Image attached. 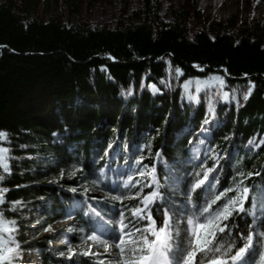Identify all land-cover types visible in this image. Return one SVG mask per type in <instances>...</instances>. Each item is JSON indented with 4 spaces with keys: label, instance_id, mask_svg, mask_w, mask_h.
<instances>
[{
    "label": "trees",
    "instance_id": "16d2710c",
    "mask_svg": "<svg viewBox=\"0 0 264 264\" xmlns=\"http://www.w3.org/2000/svg\"><path fill=\"white\" fill-rule=\"evenodd\" d=\"M96 1L111 2L0 1V131L7 133L10 153V174L3 176L0 171V190L7 218L23 228L21 211L39 203L48 224L64 219L74 196L53 187L28 185L69 162H82L88 175L108 164L132 162L128 151L109 161L121 140L129 145L151 144L146 167L157 172L154 184L164 204L173 197L162 187L164 165L169 163L184 174L182 190L192 186L195 173L185 160L188 149L198 144L229 151L219 181L222 188L236 185L241 179L238 170L253 173L244 179L252 200L264 188V144L245 148L249 140H264V22L252 17L227 22L210 19L191 3L174 10L172 22L165 23L159 17V3L143 0L142 8L126 24L93 27L89 13ZM177 68L182 80L223 75L218 69H224L227 88L237 91L234 102L215 108L205 94L198 107L180 104L173 80ZM159 79L168 89L152 98L146 86ZM250 83L253 90L245 101L243 92ZM209 118L223 123L207 140L201 127ZM95 158L102 162L93 168L89 161ZM49 160L51 167L41 166ZM41 196L49 200L47 207L37 199ZM232 196L228 192L217 203L222 205ZM192 199L198 200V191ZM84 208L81 201L73 210L78 226L88 223ZM154 218L159 225L161 212ZM237 227L231 237H218L223 243L231 241L234 250L238 244L232 237L245 235L243 225ZM261 231L264 214L255 231L264 244ZM41 258L42 264H51L47 255Z\"/></svg>",
    "mask_w": 264,
    "mask_h": 264
},
{
    "label": "rangeland",
    "instance_id": "374dc122",
    "mask_svg": "<svg viewBox=\"0 0 264 264\" xmlns=\"http://www.w3.org/2000/svg\"><path fill=\"white\" fill-rule=\"evenodd\" d=\"M2 1V0H0ZM83 1V0H82ZM159 3V17L165 23H171L172 12L186 4L193 3L200 9L203 16L210 19L227 22L232 18L244 20L252 17L256 20L264 22V4L259 3L260 0H156ZM143 0H111L96 1L92 3L89 13V22L93 27H109L114 28L118 24H126L134 12L142 8ZM50 12H48L49 16ZM64 22L68 23L67 10L63 9ZM177 75L174 71L173 80L178 86V102L186 106L198 107L202 102V97L209 94L214 102V107L225 105L230 107L234 102L236 92L227 88L225 78L222 74L213 73L204 78H189L182 80V72ZM212 77H220L224 80V85L221 86L215 82L205 83L210 81ZM197 82H200L199 90L197 89ZM168 89L165 81L159 79L156 82H149L146 86V91L150 97L155 98ZM228 93V99L223 98V93ZM239 93V91H238ZM246 92H243V95ZM223 122L217 121L215 118H209L202 125L201 130L204 139H209L211 132L216 128L222 126ZM207 134V135H206ZM202 137H199L200 140ZM254 144H259L253 139ZM8 138L2 143L0 147L8 149ZM251 146V147H250ZM256 149L249 143L245 147ZM128 151L131 154V161L126 162L122 166L106 165L103 169L96 168L101 162L102 158L91 159L89 163L93 168H96V173L91 176L84 172L82 162H69L58 166L55 174L45 176L42 181L31 183L28 186L44 185L45 187H53L60 189L62 192L72 195L75 198L70 203V208L65 213V218L60 221H55L50 224L46 221V216L43 214L41 204L36 203L26 207L21 211V218L23 221V228L15 220L9 219L6 216L4 205L0 203V214L8 223L14 222L16 231L3 235L5 240L12 239L18 247V252L13 259L12 264H42V256L47 255L53 264H117L120 260L119 248L115 247L118 243L117 237L120 233L121 214L124 216V223L128 226L126 231H132L136 237L140 233L135 232L136 228L143 230L148 226V221L138 219L132 215V210L138 207H143L140 203L144 196L150 195L152 191H158L155 187L154 181L157 176L156 170L148 172L146 165L152 156L151 144L137 143L129 145L128 142L121 140L117 144V150L112 153L109 158L110 162L119 160L123 153ZM105 151V155H107ZM229 151H219L214 147H205L203 144H198L188 149V158L185 160V166H191L190 170L194 173H200L199 178H203V172L208 168L213 171L209 173V178L215 185L214 189L198 191V200L193 201V192L190 191L192 186H186L182 190V184L185 183L184 174L177 173L175 167L169 163L164 165L163 173L166 175L163 179L162 187L168 188L172 199L166 204L163 202V195L159 192V196L154 202L150 203L148 211L152 215L161 212L160 224L162 226L164 213L169 211L172 216L173 228L179 229L180 237L176 238L179 242L181 238L186 235L188 228L187 219L195 211L194 206H203L206 199H209L211 192H224L226 188H222L219 181L223 178L226 162L228 161ZM9 172L4 173L0 169L3 176L10 174V153L8 149ZM130 159V158H129ZM140 159L144 161H140ZM104 161V160H103ZM108 161V162H109ZM140 161V163H137ZM147 161V162H146ZM107 162V160H106ZM162 161L158 160V165ZM53 161L49 160L41 166L51 167ZM45 172V167H40ZM145 175L141 176L140 173ZM63 173V175H61ZM74 173V174H73ZM132 178L128 187H124L125 182ZM194 179L197 177L194 174ZM68 181V183H64ZM195 183V182H194ZM193 183V184H194ZM192 184V185H193ZM203 187V186H202ZM236 185L232 188H235ZM75 189V191H72ZM87 189V191H85ZM121 190L122 196L114 194L115 190ZM233 193V196L236 193ZM119 197V199H113ZM190 197V199H189ZM40 202L45 203L47 207L50 202L45 196L37 198ZM84 201V217L88 216L89 222L78 226L77 217L73 214V210L78 206V202ZM245 212L234 213L230 221H225L228 224L226 233H218V237L227 234L231 237L233 228L238 229L240 224L245 228V235L237 234L232 237V241L242 247L246 241V236L252 229L257 230L258 223L263 219L264 206H258L253 209L252 200L248 199L244 203ZM251 213H254L253 216ZM251 225V228L249 227ZM95 236L97 240H89L88 237ZM217 237V238H218ZM243 237V238H242ZM22 240V244L20 241ZM99 240H105L112 247L105 251ZM237 242V243H236ZM185 240L181 247L186 245ZM235 249V248H234ZM233 249V252L235 250ZM236 249V250H237ZM71 250V251H70ZM264 254V244L259 242V238L254 233L253 245L246 254L244 264H260V256ZM200 259L198 254L197 260ZM228 264H232L231 261Z\"/></svg>",
    "mask_w": 264,
    "mask_h": 264
},
{
    "label": "snow or ice",
    "instance_id": "6c2138e0",
    "mask_svg": "<svg viewBox=\"0 0 264 264\" xmlns=\"http://www.w3.org/2000/svg\"><path fill=\"white\" fill-rule=\"evenodd\" d=\"M176 73L180 75V69L177 68ZM212 82L219 84L221 88L224 85V80L220 77H212L210 81L205 83ZM199 86L200 82H197L198 90ZM252 90L253 86L250 83L243 96L245 101L249 99ZM223 98L228 99V93H223ZM6 138L7 133L0 131V143L4 142ZM261 144H264V140H261L259 144H254V141L249 140V145L254 147H260ZM159 155L157 153V156ZM8 159V149L0 147V169L4 173L9 172ZM137 163H140V161ZM212 171V168L204 171L203 178H199L200 173H195L197 179L190 191L214 189L215 185L209 178V173ZM238 174L241 179L236 182L235 188H228L224 192H211L209 199H206L203 206H194L195 211L187 219L186 235L179 242H176V238L180 237V231L179 229L174 230L172 216L169 211H165L163 224L159 227H157L156 221L148 211L150 203L155 201L159 196V192L154 190L150 195L144 196L140 201L143 207L133 209L132 215L141 220L146 219L148 226L143 230L136 228L135 232L140 233L139 237H136L132 231H126L128 226L124 223L123 213L121 214V235L117 237L118 243H115V247L119 248L120 255L117 264H228L229 261L232 264H244L246 254L253 245L255 229L247 233L245 243L235 250L234 254L235 245L231 241L223 243L222 238H217L218 233H226L228 224L225 221H230L234 213L245 212L244 203L249 199L250 189L244 186V179L251 177L253 173L245 174L238 170ZM140 175L143 176L145 173L141 172ZM2 179L3 176H0V180ZM131 180L132 178L129 177V181L125 182L124 187H128ZM72 191H75V189H72ZM228 192H234L236 195L227 198L222 205L218 204L217 202L221 201ZM113 199H119V197H113ZM0 203H3V190H0ZM258 203L260 206H264V188L252 197L253 209L258 206ZM214 205L216 207H213ZM251 214L255 216L254 213ZM249 227L251 228V225ZM14 231H16L14 222H6L3 215L0 214V234L10 235ZM259 235L264 236V231H261ZM88 239L97 240V237L90 236ZM185 240L187 241L186 245L181 247ZM98 243L104 246L105 251L112 247L105 240H99ZM13 245H15L14 240H5L3 235H0V264H12L18 252V247ZM198 254L200 256L199 260H197ZM260 264H264V254L260 256Z\"/></svg>",
    "mask_w": 264,
    "mask_h": 264
},
{
    "label": "water",
    "instance_id": "95a60500",
    "mask_svg": "<svg viewBox=\"0 0 264 264\" xmlns=\"http://www.w3.org/2000/svg\"><path fill=\"white\" fill-rule=\"evenodd\" d=\"M112 61H114V60L112 59ZM194 67H195V65H194ZM218 70H221V71H223V75H224V77H225V78H227V77H228V76L225 74V72H224V69L220 68V69H218Z\"/></svg>",
    "mask_w": 264,
    "mask_h": 264
},
{
    "label": "bare ground",
    "instance_id": "6f19581e",
    "mask_svg": "<svg viewBox=\"0 0 264 264\" xmlns=\"http://www.w3.org/2000/svg\"><path fill=\"white\" fill-rule=\"evenodd\" d=\"M259 3H261V4H264V0H260V2Z\"/></svg>",
    "mask_w": 264,
    "mask_h": 264
}]
</instances>
